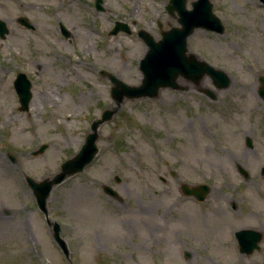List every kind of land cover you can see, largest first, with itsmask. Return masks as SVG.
Masks as SVG:
<instances>
[{"label": "rangeland", "instance_id": "1", "mask_svg": "<svg viewBox=\"0 0 264 264\" xmlns=\"http://www.w3.org/2000/svg\"><path fill=\"white\" fill-rule=\"evenodd\" d=\"M167 2L103 0L97 10L94 0H0V19L8 29L0 37V161L15 176L9 182L0 177V264H69L26 175L36 181L52 177L79 150L91 121L114 106L112 83L100 69L127 84L141 83L138 62L147 45L137 31L157 40L161 30L178 25L165 9ZM210 2L225 29L197 28L187 37V48L226 73L229 85L216 88L208 75L196 82L179 76L178 89L161 88L152 98L124 97L112 118L99 125L94 158L53 185L47 199L48 216L60 224L72 264H252L264 258V228L260 249L250 255L237 253L232 235L260 222L264 227V103L249 91L264 76V6L258 0ZM19 16L35 29L22 26ZM115 20L126 22L131 32L108 34ZM78 41L89 48L80 49ZM18 71L31 81L27 111L18 110L12 84ZM47 87L52 101L37 97ZM247 136L252 147L244 144ZM43 143L44 151L33 154ZM50 151L49 166L33 165ZM161 154L178 172L164 175L167 185L159 178ZM201 166L213 173L212 189L235 201V208L225 205V243L188 239L172 218L165 223L159 216L161 206L174 213L175 207L163 201L174 200L180 181L200 180ZM238 166L248 172L247 179ZM188 248L191 256L185 257Z\"/></svg>", "mask_w": 264, "mask_h": 264}, {"label": "water", "instance_id": "2", "mask_svg": "<svg viewBox=\"0 0 264 264\" xmlns=\"http://www.w3.org/2000/svg\"><path fill=\"white\" fill-rule=\"evenodd\" d=\"M264 2V0H261ZM102 0H95V7L102 10ZM190 8L186 7V0H168L165 8L171 15L176 16L178 25L171 26L166 30H162L161 37L155 40L153 36L145 31L139 29L137 34L147 45V50L143 57L139 60L138 67L142 73L141 83L138 85H131L123 82L114 74L102 69L100 72L106 75L111 83L110 94L114 100V106L103 109L101 116L95 118L90 123V130L86 134L84 143L79 151L62 162L60 171L55 173L52 177H45L39 181H35L30 177L26 178L27 184L33 190L37 207L44 214L47 224L52 231V236L61 248L65 256L69 257V249L65 240L60 236V225L56 221H51L48 218L47 199L49 197L51 188L63 181L67 176H70L89 163L98 148L96 146V139L98 138V127L105 121H108L116 113L121 100L127 98L139 97H155L161 88L178 89L177 77L182 76L186 79L196 82L203 75H208L213 85L216 88L226 87L230 79L226 73L221 69L215 68L203 60H199L194 54L188 52L187 37L196 29H206L215 32H223L224 25L221 20L212 12V3L209 0H192ZM18 21L26 26L33 28V24L24 17H19ZM62 32L65 36L68 31L62 26ZM119 31L130 33L127 23L122 21H115L113 27L108 32L109 34H116ZM8 29L0 19V37H4ZM261 86L259 88L260 95L264 98V78L260 77ZM13 85L19 100V110H27L28 103L31 97V83L23 72H19L13 81ZM205 93L214 98L215 94L212 90L206 89ZM246 143L251 146L250 138H246ZM46 147V144L33 151V154L41 153ZM11 160L14 157L11 156ZM239 171L244 176L247 172L239 166ZM264 174V167L261 169ZM119 180V177H115ZM104 190L111 196H117V192L110 186L105 185ZM200 190L202 193H200ZM207 187L199 185L195 188H184L186 194L197 195L202 198ZM240 251L250 254L254 249H258V242L261 240V233L258 230L245 228L236 232ZM264 264V263H255Z\"/></svg>", "mask_w": 264, "mask_h": 264}, {"label": "flooded vegetation", "instance_id": "3", "mask_svg": "<svg viewBox=\"0 0 264 264\" xmlns=\"http://www.w3.org/2000/svg\"><path fill=\"white\" fill-rule=\"evenodd\" d=\"M264 103V100H263ZM148 159H146V173L145 176L149 175L148 172ZM169 163L166 160L163 154L159 157V178L167 185L168 179L164 176L167 173L172 177H177L178 172L172 168L168 167ZM167 168L168 172L165 173V169ZM200 180H195L192 182L189 181H180L177 183V191L176 196H174V200L166 203L163 201V206L173 205L175 207L174 213L169 212L165 208L161 206L159 216L164 220L165 223H168V220L171 218L176 225V231L183 236L185 234L186 238H216L210 239L218 242L225 243V205H229L231 208H235V201L227 200L228 197L225 195V191H214L208 180L213 178V173H206V170L203 166L197 168ZM195 175L194 173L192 176ZM241 175V174H240ZM243 178L244 176L241 175ZM249 175L247 176V178ZM147 179V178H145ZM199 183L207 184L209 190L204 194V196L199 199L197 195L194 194H186L184 193V186L190 187L193 185H197ZM225 186V180L220 182ZM148 184V183H147ZM214 188H219L217 185H213ZM148 188V187H147ZM165 191V188H162ZM147 211V212H146ZM146 215L148 216L149 209L146 208ZM238 212H236L237 214ZM241 214V212H240ZM231 224V223H229ZM257 230L263 229V224L258 223V228L249 227ZM240 229V228H239ZM236 231V230H235ZM235 231H233L232 235L235 239ZM222 240V241H220ZM258 251V250H257ZM192 250L190 248L183 251V255L185 257L191 256ZM237 253L240 255L241 253L237 250ZM241 255H244L243 253ZM264 262V258L260 261H252L254 263Z\"/></svg>", "mask_w": 264, "mask_h": 264}, {"label": "bare ground", "instance_id": "4", "mask_svg": "<svg viewBox=\"0 0 264 264\" xmlns=\"http://www.w3.org/2000/svg\"><path fill=\"white\" fill-rule=\"evenodd\" d=\"M91 34H87L86 37H89ZM54 45H56L58 48L60 47L59 43H55V42H52ZM78 44V47L80 49H88L89 47L83 43V42H77ZM259 89V83L255 84V85H252L250 88H249V91L252 93V92H257V90ZM53 90L50 89V88H46V89H42L41 92L37 95V97H41L42 100H45V101H52L53 98H54V93H52ZM255 92V93H256ZM259 96V94H258ZM257 101H261L262 102V99L260 98H257ZM70 118V117H68ZM53 161V153L52 151L48 152L46 155L42 156V157H39L37 158L36 160H34V166L35 167H38L37 165L39 163H42L44 165H50V163H52ZM1 161H0V177L1 179L3 180L2 182H9V181H12L14 179L15 176L12 175L11 171L7 168H3L2 165H1ZM2 209H0L1 211Z\"/></svg>", "mask_w": 264, "mask_h": 264}]
</instances>
